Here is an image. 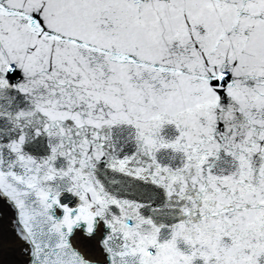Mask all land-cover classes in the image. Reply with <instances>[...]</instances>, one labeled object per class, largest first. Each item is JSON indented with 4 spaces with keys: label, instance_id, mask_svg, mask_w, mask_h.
Instances as JSON below:
<instances>
[{
    "label": "snow or ice",
    "instance_id": "snow-or-ice-1",
    "mask_svg": "<svg viewBox=\"0 0 264 264\" xmlns=\"http://www.w3.org/2000/svg\"><path fill=\"white\" fill-rule=\"evenodd\" d=\"M0 264H264V0H0Z\"/></svg>",
    "mask_w": 264,
    "mask_h": 264
}]
</instances>
